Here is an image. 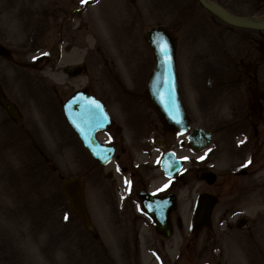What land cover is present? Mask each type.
Returning <instances> with one entry per match:
<instances>
[{"label": "rangeland", "instance_id": "obj_1", "mask_svg": "<svg viewBox=\"0 0 264 264\" xmlns=\"http://www.w3.org/2000/svg\"><path fill=\"white\" fill-rule=\"evenodd\" d=\"M16 1L13 7L12 0H0V46L19 55L21 61L16 60L22 65V84L16 95L21 94L36 120L31 121L30 134L18 131L15 138L0 137V264H159V238L152 226L140 228L138 237L132 231L121 235L118 227L123 213L117 210L113 183L104 178L107 171H112L111 166L102 169L79 150V142L63 122L59 103L53 97L46 98V83L58 87L63 79L59 64L38 63L40 55L51 49L46 44V27L53 0ZM224 2L233 14L264 20V0ZM192 4L191 0H98L86 14L89 29L81 32L84 45L80 59L86 61L89 70L81 79L95 86L101 74L103 87L111 82V56L123 65L127 51L123 43L129 46V56L136 62L130 71L138 73L144 66L150 71L153 59L144 42L138 41L142 38H135V27L145 32L147 26L164 25L178 34L181 74L190 75L193 69L200 80L204 74L207 79L202 90L196 81L187 88L184 77L182 100L193 125L211 131L213 138L208 148L197 153H192L182 138L177 154L185 161L186 169L196 166L199 171L211 170L217 180L208 187L188 176L190 183L185 186L184 181L178 186L181 191L173 215L175 231L169 238L161 237L166 252L161 253L163 264H264V108L258 110L261 118L250 121L246 115L251 112L248 98H253L249 87L254 89V79L245 80V88L237 77L239 56H259L262 46L248 42L253 33L232 30L220 36V30L210 29L199 10L192 15ZM102 51L106 52L102 53L106 54L103 60L98 55ZM74 59L78 61L76 55ZM0 62H5L1 56ZM244 65L249 69L251 63L245 60ZM260 69L257 91L264 96V61ZM29 72L36 77L33 88L23 84ZM28 94L33 98L27 103ZM4 129L0 126V133ZM256 145L257 150L260 147L258 154ZM241 169L246 170L245 176L238 175ZM75 176L82 180L90 230L77 220L61 190V183ZM205 191L219 197L211 214L217 239L214 244L206 231L195 239L188 229L194 200ZM224 215L230 224L244 217L246 228L236 231L219 226ZM188 243L196 256L193 253L176 261ZM215 245L221 248L223 257H217Z\"/></svg>", "mask_w": 264, "mask_h": 264}, {"label": "flooded vegetation", "instance_id": "obj_2", "mask_svg": "<svg viewBox=\"0 0 264 264\" xmlns=\"http://www.w3.org/2000/svg\"><path fill=\"white\" fill-rule=\"evenodd\" d=\"M212 1L231 12L224 2L225 0ZM12 2L13 5L16 3L15 0H12ZM52 3L48 13L49 21L46 33V44L47 46H51V49L47 50L46 54L40 55L38 63L44 62L46 65L51 64L56 66L58 63H61L60 71L62 72L63 79L56 85L58 87L45 81L46 87H49V91H44L46 98L49 100V97H53L60 106V99L64 96L65 98L61 103L62 106L65 100L81 92L95 97L104 105L109 116V124L104 131L97 133L95 138L100 144L110 146L115 150L113 159L109 164L112 171L109 173L110 180L114 185L115 196H117V210L119 213H123V220L121 219L122 222L118 229L123 233L132 231L138 237L140 228L144 229L145 227L152 226L151 221L144 214L145 212H143L142 205H150L151 201L161 203V198L167 195L177 197L181 191V188L178 186L183 184L184 181L185 186L190 183L186 180L188 176H193V180L197 179L199 170L196 166H191L188 169L185 168L182 174H178L169 180L162 173L161 158L163 154L169 151L177 154L181 149L182 137L165 128L161 123V118L157 116L151 107L147 91L149 81L147 69L143 68L135 76H132L129 71L117 70L115 64L112 63V85H109V82H107L103 87L101 74L96 77L95 86L91 85V82L87 84L82 82L81 77L89 72L85 66V61L71 65L62 64L61 59H63V56L66 58L70 51L77 52V55H80L82 52L81 32L86 31L89 27V22L86 21V17L84 16L85 9H82L79 0H53ZM206 22L210 29L216 27L217 30H220L219 35L222 37L227 36L226 34L232 31L210 15L207 16ZM220 27L225 29H219ZM253 34L254 36L248 42H256L259 46H262L261 50H259V56L249 54L243 55L240 59L241 75L246 76L245 80L250 81L251 78L254 79V89L249 87L253 95L252 100L248 98L250 102L249 110L251 112L246 115L250 121L253 118L262 117L258 110H263L262 100L264 99V96L258 94L260 86L257 79L261 61H264V33L254 32ZM53 46L57 47L53 48ZM59 47L62 48L61 52L59 51ZM253 57H257L258 60L253 59V61L250 59ZM17 58L21 61L19 55L8 52L7 55L3 56L5 62H0V97L11 103L14 113L19 117V121L14 120L11 117V113L0 104V126L7 128L1 131L0 137L9 139L15 138L18 131L30 134L33 131V122L31 123V121L36 120L32 117V108L26 102H22L21 94L20 97L16 95V90L22 84L20 79L22 65L16 60ZM245 60L251 63L249 69H246L245 65L243 66ZM252 65L254 66L253 68ZM30 69L33 71V68L30 67ZM27 77L28 80L23 83L24 86L32 85L30 88H33L36 77L31 75L30 72ZM47 78L50 79V77ZM60 86L61 91L59 92L58 88ZM28 95L29 97L25 99L26 101L33 98L32 94ZM96 164L100 167L98 163ZM243 172L245 174L246 171L243 170ZM176 207L177 203L167 215V221L171 227L172 234L175 231L174 224L176 223V219L173 218V215ZM223 219L220 220L219 226L224 225L227 230L236 229L237 220L234 224H230V219H228L227 215H224ZM212 228L211 224V228L205 233H208L209 240L214 244L217 239L214 237L216 231ZM152 229L153 233L159 238L157 256L158 263L161 264V253L165 252L161 246L163 234L157 232L154 226H152ZM186 245L183 253H178L176 261L182 256L185 259L193 255V246L191 244ZM215 247H218L217 253L219 258L222 257L223 252L221 248L217 245ZM194 256H196L195 253Z\"/></svg>", "mask_w": 264, "mask_h": 264}, {"label": "water", "instance_id": "obj_3", "mask_svg": "<svg viewBox=\"0 0 264 264\" xmlns=\"http://www.w3.org/2000/svg\"><path fill=\"white\" fill-rule=\"evenodd\" d=\"M196 1L204 10L215 16L224 24L240 29L264 31V22H253L246 19L234 18L208 0ZM145 38L156 60V66L148 86L150 103L161 117V122L168 129L185 134L190 128V123L187 120L186 112L179 95V85L175 66V40L173 36L168 34L161 27L149 29L145 33ZM165 49L167 50L166 54H164ZM0 54H3L1 48ZM0 102L9 112H13L12 107L7 102L2 99H0ZM97 105H99V107H97ZM64 108L69 124L78 134L91 156L95 160L100 161L102 165H106L112 157L113 150L99 146L94 140V133L97 130L103 129L107 124V116L104 113L103 106L93 98L79 94L68 101ZM83 112L86 113L87 117L81 120L80 117ZM89 125H93L90 131L88 129ZM188 140L191 144V149L193 151H198L206 147L211 140V135L202 129L194 128L189 132ZM161 166L167 176L172 177L171 174L181 169L182 163L173 156L166 154L161 162ZM200 180L205 181L208 185H212L216 180V176L213 173H205L201 175ZM62 190L76 217L85 227L90 228V221L85 208L80 179L72 178L63 182ZM173 201L174 200L171 198L170 203L172 204ZM216 202L217 199L214 196L206 193L200 194L197 197L193 221V233L195 236H197L204 227H209V216ZM153 214L154 213L151 214L152 217H154ZM162 218L161 232L163 231L166 236H169V230L165 222L166 217L162 216ZM155 222L159 229V222L156 220Z\"/></svg>", "mask_w": 264, "mask_h": 264}, {"label": "snow or ice", "instance_id": "obj_4", "mask_svg": "<svg viewBox=\"0 0 264 264\" xmlns=\"http://www.w3.org/2000/svg\"><path fill=\"white\" fill-rule=\"evenodd\" d=\"M166 53H167V50L165 49L164 54H166ZM97 107H99V105H97ZM65 219H67V217H65Z\"/></svg>", "mask_w": 264, "mask_h": 264}]
</instances>
